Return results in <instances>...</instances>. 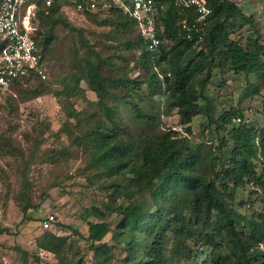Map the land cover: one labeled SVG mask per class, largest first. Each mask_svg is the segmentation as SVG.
Wrapping results in <instances>:
<instances>
[{"label":"trees","instance_id":"trees-1","mask_svg":"<svg viewBox=\"0 0 264 264\" xmlns=\"http://www.w3.org/2000/svg\"><path fill=\"white\" fill-rule=\"evenodd\" d=\"M162 1L167 9L161 15V25L171 42L162 47L160 56L153 57L147 50L131 16L111 0H99L101 7L108 5L96 14L108 12V16L98 22L111 25V37L117 40L119 36V41L102 42L113 48L106 54L77 30L84 50L81 54L78 51L75 64L58 76V83L63 85L58 98L68 118L76 120H67L63 127L70 140L64 148L76 147L88 154L89 166L104 177L103 190L111 194L112 201L106 207L123 217L113 229L104 216L96 214L97 221H88L87 239L96 248L113 233L117 244L125 246L126 264H171L176 258H189L194 252L189 240L195 236L213 248L210 264H264V251L258 248L264 240V213L256 218L230 205L236 188L244 181L264 189V126L236 123L235 118L243 115L236 109L224 110L214 119L213 98L205 93L214 70L246 77L258 74L264 81V41L232 38L244 22L253 23L233 0H207L211 13L200 42L186 38L172 0ZM60 7L59 0L50 7L38 4L37 15L42 17L43 26L35 38L46 67L54 27L61 23L76 30L58 12ZM122 45L132 53L119 51ZM133 72L139 74L132 76ZM82 80L98 100L88 101L90 107L78 110L72 99L84 97ZM143 85L147 91H142ZM13 98L7 96L5 100ZM119 102L132 106L134 125L141 128L132 130L124 123ZM173 109L189 135L190 123L197 115L215 122L217 134L232 124L228 134L235 146L230 155L220 153L229 143L225 136L218 137L222 143L219 150L208 142L194 148L188 136L163 127L161 116ZM29 185L26 182L23 187L25 213L39 207L31 201ZM37 244L58 255L67 237L45 231ZM106 255L96 252V259ZM62 263L76 264L68 258Z\"/></svg>","mask_w":264,"mask_h":264},{"label":"rangeland","instance_id":"rangeland-1","mask_svg":"<svg viewBox=\"0 0 264 264\" xmlns=\"http://www.w3.org/2000/svg\"><path fill=\"white\" fill-rule=\"evenodd\" d=\"M233 1L252 18L253 23L244 22L242 28L232 33V38L257 37L264 41V0ZM59 3L58 12L64 14L76 30L61 23L54 27L45 58L48 78L23 81L17 87V97L0 101V230L3 229L0 233V264H50L48 254L37 244V238L45 231L67 237V244L61 253L55 254L53 264H63V258L72 259L76 264H126L125 246L117 244L113 233L108 234L96 248L87 239L88 221H97V215L104 216L113 229L123 217L106 207L112 201L111 194L103 190L104 177L89 166L88 154L76 147L64 148H68L70 140L63 127L67 120H76L68 118L57 95L63 89L58 76L75 64L77 52L81 54L84 50L79 42L81 33L91 45L98 50L103 49L106 54L113 48L103 43H116L120 37L114 40L111 37L112 26L98 22L107 17L108 12L82 15L71 12L73 0H59ZM36 22L41 29L42 17L37 15ZM118 50L126 54L133 51L123 45ZM105 69L110 70L108 66ZM138 74L133 72L132 76ZM81 85L85 98L72 99L78 110L90 107L88 101L98 100L85 80ZM256 87L257 92L254 90ZM141 88L147 91L146 85ZM205 93L213 98L214 119L224 110L236 109L243 112L241 117L235 118L236 123L242 122L248 127L264 126V81L258 74L246 77L233 71L223 74L220 69L214 70ZM141 104L147 105V102ZM119 111L124 123L132 130L141 128L134 125L132 106L119 102ZM161 121L163 127L176 129L183 136H188L194 148L201 142H208L214 150L218 149L222 145L218 138L221 136L229 141L220 150L224 156H229L235 146L228 134L232 124L217 134L215 122L211 123L205 115H197L190 123L189 135L186 126L179 124L176 109L161 116ZM26 182L30 183L28 193L31 201L39 207L30 208L25 213L23 187ZM230 205L240 213L258 218L260 213H264V189L258 188L254 182L244 181L236 188ZM50 214H54L55 221L46 230L42 221ZM189 244L194 249L193 255L176 258L171 264H210L214 253L212 247L196 236L189 240ZM222 249L227 252L225 246ZM96 252L107 255L98 261Z\"/></svg>","mask_w":264,"mask_h":264},{"label":"built area","instance_id":"built-area-1","mask_svg":"<svg viewBox=\"0 0 264 264\" xmlns=\"http://www.w3.org/2000/svg\"><path fill=\"white\" fill-rule=\"evenodd\" d=\"M70 8L73 13L86 15L104 11L108 4H99V0H74ZM137 24L138 31L153 57L161 55L162 47L171 42L164 36L161 15L167 9L162 0H111ZM46 7L55 0H0V101L7 96L17 97V87L31 77L48 78L47 67L42 59L36 34L39 25L36 22L38 4ZM178 16V25L186 38L200 42L204 38L211 9L207 0H172ZM159 71V69H156ZM161 79L163 74L159 72ZM240 120V118H238ZM55 221L54 214L47 215L42 221L48 230ZM264 251V240L258 244ZM50 264L55 262L54 252L44 250ZM58 264V263H57Z\"/></svg>","mask_w":264,"mask_h":264}]
</instances>
